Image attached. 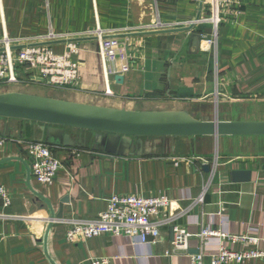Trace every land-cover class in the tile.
<instances>
[{"label": "crops", "instance_id": "obj_1", "mask_svg": "<svg viewBox=\"0 0 264 264\" xmlns=\"http://www.w3.org/2000/svg\"><path fill=\"white\" fill-rule=\"evenodd\" d=\"M200 1L0 0V42L6 37L17 46L47 43L50 34L62 39L58 41L96 38L100 30L105 38L120 36L117 40L131 56L130 71L116 83L105 72L97 39L74 43L79 79L55 89L59 100L132 111H185L202 121H264V0L223 5L216 30L206 21L210 0H205L201 22L190 32L149 34L194 22ZM192 34L214 41L201 40L193 53ZM67 44L49 47L61 54ZM34 84L39 83L26 86ZM107 88L110 96L104 93ZM42 128L0 119V135L9 140L0 148V185L11 201L6 209L0 202V216H7L0 217V264H88L97 258L111 264H191L190 256L217 251L216 241L200 246L197 235L207 226L258 237L263 248L260 138H146L140 156L122 158L96 154L92 132L66 128L74 147L54 148L62 168L52 185H42L30 173L25 148L43 138ZM213 152L219 168L210 180L206 164L198 159L210 162ZM183 157L190 161L180 162ZM232 170L250 171V181L233 183ZM206 187L202 202L195 203ZM115 194L167 195L173 201L170 213L177 215L172 225L192 235L187 253L165 254L171 250V226H164L157 243L149 245L110 235L72 244L65 239L66 226L49 228L53 215L95 218Z\"/></svg>", "mask_w": 264, "mask_h": 264}, {"label": "built area", "instance_id": "obj_2", "mask_svg": "<svg viewBox=\"0 0 264 264\" xmlns=\"http://www.w3.org/2000/svg\"><path fill=\"white\" fill-rule=\"evenodd\" d=\"M234 3L231 0H210V14L207 22L212 24L214 30L221 23V10L225 4ZM205 21V20H204ZM98 41V54L109 77L123 76L130 71L128 51L123 48L119 40L103 37L102 31H96ZM215 32H213V37ZM201 40L212 44V39L200 36ZM49 41L62 40L50 34ZM0 85H28L41 83L52 89L73 86L79 79V69L73 56L78 55L79 49L74 43H68L67 49L55 53L49 46H28L20 50H12L17 45L3 37L0 42ZM106 96L111 92L106 89ZM9 141L7 137L0 136V148ZM26 155L30 161L32 177L42 185H52L57 173L62 168L55 156L54 148L43 143L29 141L25 145ZM209 166L210 180L215 177L219 168L218 156L207 162L198 159ZM180 162H189L188 158H180ZM211 182V181H210ZM206 188L195 203H201ZM0 202L2 208L9 207L11 201L6 189L0 185ZM173 201L165 194L156 196L112 195L106 201L105 209L93 219H50V223L66 226L65 239L69 243L88 241L104 235L124 236L133 244L149 245L157 243L160 230L164 226H171L172 241L170 251L174 253H187L190 235L184 228L172 225L177 215L170 213ZM182 213H180L181 215ZM7 217V216H0ZM200 246L216 241V252L204 250L190 256L191 264H245L247 262L264 261V246L259 247L258 237L244 235H229L224 231L207 226L197 235ZM239 246V248H236ZM207 259V261H206ZM88 264H111L108 258L91 259Z\"/></svg>", "mask_w": 264, "mask_h": 264}, {"label": "water", "instance_id": "obj_3", "mask_svg": "<svg viewBox=\"0 0 264 264\" xmlns=\"http://www.w3.org/2000/svg\"><path fill=\"white\" fill-rule=\"evenodd\" d=\"M199 3V13L194 22L186 27L162 30L149 34L190 32L200 23L203 2ZM107 38L118 39L120 36ZM97 39V38H87ZM82 38L69 41H51L28 46H50L58 42L78 43ZM201 37L192 34L190 47L197 53ZM24 46L12 47L20 50ZM4 49H0L2 52ZM117 75L116 83L122 82ZM0 119L21 120L41 124L43 138L39 143L48 147L73 148V140L64 132L66 128L92 132L94 134L93 152L99 155L118 157L140 156L143 139L146 138H196L210 137H264V121H220L213 119L202 121L195 119L185 111H132L102 106L68 102L59 99L40 97L20 92L0 94ZM205 171L209 166L205 165ZM233 183H247L251 179L250 171L232 170L229 173ZM54 215L50 219H54ZM59 215L55 219H61ZM49 228L52 223H48Z\"/></svg>", "mask_w": 264, "mask_h": 264}, {"label": "rangeland", "instance_id": "obj_4", "mask_svg": "<svg viewBox=\"0 0 264 264\" xmlns=\"http://www.w3.org/2000/svg\"><path fill=\"white\" fill-rule=\"evenodd\" d=\"M211 39H212V41H214L213 37H211ZM34 86H36V87H33L30 89L29 86H26V85H0V94L1 93H7V92H15V91H19L20 93H25V94L35 92L36 96L58 99V97H57L58 93L55 91V89L48 88L47 86L42 85L41 83H39L37 85L34 84ZM242 107H244V106H242ZM242 138L257 139V137H242ZM258 138L261 139V140H259V144H260L261 149H259L258 152L264 153V137H258ZM212 154L214 156V152ZM213 158L214 157H212V159ZM218 161H219V159H218Z\"/></svg>", "mask_w": 264, "mask_h": 264}, {"label": "trees", "instance_id": "obj_5", "mask_svg": "<svg viewBox=\"0 0 264 264\" xmlns=\"http://www.w3.org/2000/svg\"><path fill=\"white\" fill-rule=\"evenodd\" d=\"M0 136H4V134H3V135L1 134ZM5 137H7V136H5ZM54 150H55V149H54Z\"/></svg>", "mask_w": 264, "mask_h": 264}]
</instances>
